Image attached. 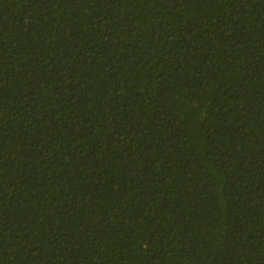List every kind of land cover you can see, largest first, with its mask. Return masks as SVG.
<instances>
[{
  "label": "trees",
  "instance_id": "obj_1",
  "mask_svg": "<svg viewBox=\"0 0 264 264\" xmlns=\"http://www.w3.org/2000/svg\"><path fill=\"white\" fill-rule=\"evenodd\" d=\"M0 264H264V0H0Z\"/></svg>",
  "mask_w": 264,
  "mask_h": 264
}]
</instances>
